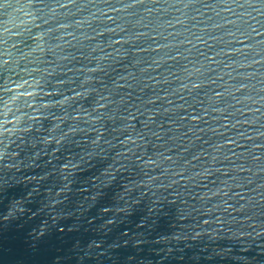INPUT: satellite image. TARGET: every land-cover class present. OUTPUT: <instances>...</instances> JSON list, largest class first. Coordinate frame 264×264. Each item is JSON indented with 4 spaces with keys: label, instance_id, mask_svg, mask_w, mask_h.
Masks as SVG:
<instances>
[{
    "label": "water",
    "instance_id": "obj_1",
    "mask_svg": "<svg viewBox=\"0 0 264 264\" xmlns=\"http://www.w3.org/2000/svg\"><path fill=\"white\" fill-rule=\"evenodd\" d=\"M9 4L0 264H264V2Z\"/></svg>",
    "mask_w": 264,
    "mask_h": 264
},
{
    "label": "snow or ice",
    "instance_id": "obj_2",
    "mask_svg": "<svg viewBox=\"0 0 264 264\" xmlns=\"http://www.w3.org/2000/svg\"><path fill=\"white\" fill-rule=\"evenodd\" d=\"M28 2L30 4L38 3V4L43 5L44 0H28ZM72 2H73V0H69V3H72ZM261 2H264V0H261ZM137 3H141V0H131V4L129 5V7L132 4H137ZM5 6H10L9 0H0V8H4ZM57 6L58 7H63L62 5H59V4ZM0 43H3V41L0 40ZM13 214H14V208L9 209L8 216H11ZM7 218L8 217L4 216V214H0V221L6 220Z\"/></svg>",
    "mask_w": 264,
    "mask_h": 264
},
{
    "label": "clouds",
    "instance_id": "obj_3",
    "mask_svg": "<svg viewBox=\"0 0 264 264\" xmlns=\"http://www.w3.org/2000/svg\"><path fill=\"white\" fill-rule=\"evenodd\" d=\"M12 208H15V205H13V206H12ZM0 214H4V213H3V211H2V212H0Z\"/></svg>",
    "mask_w": 264,
    "mask_h": 264
}]
</instances>
